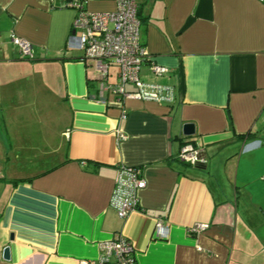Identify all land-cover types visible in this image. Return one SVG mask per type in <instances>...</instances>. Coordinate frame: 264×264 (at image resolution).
Returning a JSON list of instances; mask_svg holds the SVG:
<instances>
[{"label":"crops","instance_id":"obj_1","mask_svg":"<svg viewBox=\"0 0 264 264\" xmlns=\"http://www.w3.org/2000/svg\"><path fill=\"white\" fill-rule=\"evenodd\" d=\"M65 4L0 0V264H99L116 234L135 264H264V3L139 0L140 40L168 68L140 77L171 86L170 103L100 99L91 61L67 47L76 10ZM186 142L206 163L179 158ZM128 166L146 185L140 209L120 218L110 198Z\"/></svg>","mask_w":264,"mask_h":264},{"label":"built area","instance_id":"obj_2","mask_svg":"<svg viewBox=\"0 0 264 264\" xmlns=\"http://www.w3.org/2000/svg\"><path fill=\"white\" fill-rule=\"evenodd\" d=\"M114 1L113 10L92 11L85 6V0H66L65 5L76 10L67 47L82 50L81 60L91 61L100 80V99L104 100L103 92L108 91L123 98L132 97L158 103L173 102L175 96L171 86L145 82L140 77L141 68L145 65L156 75L166 74L168 68L154 62L140 40L139 0ZM259 1L264 3V0ZM12 41L19 46L21 56H33L29 41L15 35L12 36ZM110 76H114L115 81L110 82ZM128 84L135 89L128 90ZM125 117L126 110H123L121 119ZM117 135L125 137L120 130ZM180 150L179 158L182 161L192 165L206 163L203 150L193 144L186 142ZM145 185L146 180L140 169L128 166L119 170L110 205L120 218L140 209L139 192ZM206 227L207 224L197 223L192 226L191 231L199 232ZM154 230L157 237H166V227L161 219L156 220ZM103 246L106 254L100 257L99 264H135L134 245L124 236L116 234L114 239L106 241ZM110 256H113V260ZM79 264L94 262L82 260Z\"/></svg>","mask_w":264,"mask_h":264},{"label":"water","instance_id":"obj_3","mask_svg":"<svg viewBox=\"0 0 264 264\" xmlns=\"http://www.w3.org/2000/svg\"><path fill=\"white\" fill-rule=\"evenodd\" d=\"M194 124L193 123H185L183 125V134L184 135H193L194 134ZM3 257L8 259L9 258V249L5 247L3 250Z\"/></svg>","mask_w":264,"mask_h":264},{"label":"trees","instance_id":"obj_4","mask_svg":"<svg viewBox=\"0 0 264 264\" xmlns=\"http://www.w3.org/2000/svg\"><path fill=\"white\" fill-rule=\"evenodd\" d=\"M81 59V58H80Z\"/></svg>","mask_w":264,"mask_h":264}]
</instances>
